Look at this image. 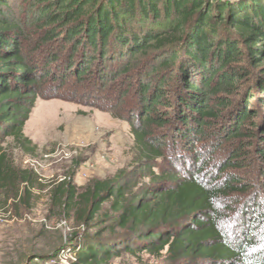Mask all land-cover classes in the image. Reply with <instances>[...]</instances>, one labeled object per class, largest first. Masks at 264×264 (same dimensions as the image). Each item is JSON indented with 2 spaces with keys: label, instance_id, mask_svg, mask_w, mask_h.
I'll list each match as a JSON object with an SVG mask.
<instances>
[{
  "label": "trees",
  "instance_id": "obj_1",
  "mask_svg": "<svg viewBox=\"0 0 264 264\" xmlns=\"http://www.w3.org/2000/svg\"><path fill=\"white\" fill-rule=\"evenodd\" d=\"M137 15L142 27L130 26ZM150 18L169 26L147 30ZM59 97H109L145 166L185 165L150 173L134 195L123 173L82 192L51 185L68 219L90 226L112 201L130 253L152 264H264V0H0L3 205L28 203L40 185L2 145L34 152L24 127L39 99ZM118 254L101 244L78 259Z\"/></svg>",
  "mask_w": 264,
  "mask_h": 264
},
{
  "label": "rangeland",
  "instance_id": "obj_2",
  "mask_svg": "<svg viewBox=\"0 0 264 264\" xmlns=\"http://www.w3.org/2000/svg\"><path fill=\"white\" fill-rule=\"evenodd\" d=\"M222 1L238 6L239 2L250 4L253 0ZM136 17L129 19L130 26L141 25ZM154 21L148 20L147 30L160 31L169 26L168 19ZM29 48H33L31 43ZM110 101L109 97L93 102L64 97L39 99L23 131L34 152L23 151L12 138L6 139L2 145L5 152L17 167L35 172L40 186L26 204L6 206L0 196V264H81L79 252L101 244L119 253L105 264L154 262L137 250L130 253L136 249V240L116 222L119 214L112 201L105 203L90 226H85L68 219L51 200V185L65 180L82 192L93 181L114 180L123 173L134 195L150 185V173L185 169L180 159L158 160L151 168L145 166L129 122L110 112Z\"/></svg>",
  "mask_w": 264,
  "mask_h": 264
}]
</instances>
